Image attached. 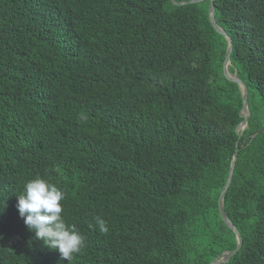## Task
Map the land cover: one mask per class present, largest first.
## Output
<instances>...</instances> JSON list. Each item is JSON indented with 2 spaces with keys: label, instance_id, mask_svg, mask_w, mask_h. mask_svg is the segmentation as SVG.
<instances>
[{
  "label": "trees",
  "instance_id": "1",
  "mask_svg": "<svg viewBox=\"0 0 264 264\" xmlns=\"http://www.w3.org/2000/svg\"><path fill=\"white\" fill-rule=\"evenodd\" d=\"M0 0V264H264V0ZM259 132L255 137L252 134Z\"/></svg>",
  "mask_w": 264,
  "mask_h": 264
},
{
  "label": "water",
  "instance_id": "2",
  "mask_svg": "<svg viewBox=\"0 0 264 264\" xmlns=\"http://www.w3.org/2000/svg\"><path fill=\"white\" fill-rule=\"evenodd\" d=\"M204 0H189V1H185V2H181V3H177V5L182 6V5H187V4H194V3H198ZM210 1V7H209V13H210V20L211 23L213 25V27L215 28V30L220 33L221 35H223L229 45H228V49H227V53H226V58L224 61V75L226 76L227 79H229L232 82L237 83L241 90H242V97H243V108L241 111V115L244 117V120L242 121V123L237 127V132L239 133L241 130H244L247 127L248 124V118L250 116V109H249V102H248V98H249V89L247 87V85L245 83L242 82V80L237 77L236 75H232L229 72V65L231 64V54L233 51V40L232 38L222 29L218 26L216 18H215V5H214V0H208ZM259 132H255L254 134H252V137H255ZM239 143V142H238ZM238 143H237V149L233 158V162L231 165V169L229 172V176H228V181L226 183V186L224 187V189L222 190L220 197H219V202H218V206H219V212L221 215V218L223 219V221L235 232L236 234V238H237V247L234 251L228 252L225 256H222L220 258L215 259L211 264H225L227 262H229L233 256H235L239 250L242 247L243 244V239L241 237V234L239 232V230L236 228V226L233 224V222L228 218V216L225 213L224 210V197L226 192L228 191L232 180H233V176H234V169H235V165H236V160H237V156H238V152H239V147H238Z\"/></svg>",
  "mask_w": 264,
  "mask_h": 264
}]
</instances>
